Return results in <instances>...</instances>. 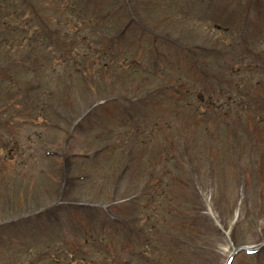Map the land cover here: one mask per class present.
Wrapping results in <instances>:
<instances>
[{
    "label": "rangeland",
    "instance_id": "374dc122",
    "mask_svg": "<svg viewBox=\"0 0 264 264\" xmlns=\"http://www.w3.org/2000/svg\"><path fill=\"white\" fill-rule=\"evenodd\" d=\"M15 1L26 3L36 15L37 0ZM106 1L97 0L90 8L96 10ZM120 1L110 0L107 4L117 5ZM132 4L130 11L121 5L115 13L117 17L103 22L78 6L77 12L84 13L78 12L77 18L84 17L87 21L93 18L94 25L86 30V35L94 38L89 39L94 46L92 52L106 46L110 65L102 64L107 58L102 62L100 59L99 66L91 70V80L106 74L115 90L108 93L111 97L117 92L130 94L135 86L153 89L158 103L154 106L145 103L144 110L135 106L134 97L114 100L115 106L114 101L108 105L114 107L112 113L99 110L98 115L83 123L80 120L90 110L93 98L100 99L104 90L97 88L96 93L90 92L78 76L69 77L61 71L50 78L51 85L62 88L55 99V105L60 107L58 114L32 125H21V118L4 128L0 122L4 130L0 131L5 132V141H0L4 149L0 151V264H74L63 260L59 239L62 237L65 244L78 243L82 249L84 244L80 241L91 233L98 235V228L106 227L102 222L103 206L117 204L120 198L113 192L114 178L108 177L116 174V179L119 166L129 153L138 159L136 162L135 158L133 163L138 165L130 175L132 181L139 182L137 190L142 189L140 178L154 171L150 183L157 191L156 197L162 194L160 201L166 213L165 218L160 216L158 220L167 221L170 228L167 231L174 234L166 249L171 253L159 258L156 264H226L235 248L264 242V0H132ZM66 9L62 4L54 9L61 25L68 19L75 21ZM132 12L136 23L129 18ZM128 26L130 34L121 41L115 40L117 35L113 33ZM99 37L106 39L104 44ZM30 39L34 43L39 40ZM111 43L114 46L109 47ZM87 49L86 45L80 48ZM31 55L40 59L36 48ZM25 58L24 55L19 64L9 63L0 70V91L41 82L42 73L19 68L24 60L26 64L32 63ZM91 58L83 62L84 66L89 68ZM129 58L142 59L144 70L120 64ZM108 67L112 68L110 73ZM220 86L229 91L218 101L214 96ZM167 90L178 94L195 92L180 100L175 95L165 98ZM203 102L210 104L206 109L214 111L212 117L209 111L198 116ZM0 103L6 102L0 97ZM122 105L126 109L137 108L133 112L128 110L130 116L126 110L119 111ZM11 113L12 110L5 114ZM207 117L221 120L211 127ZM192 121L194 130L188 127ZM229 124L240 128L241 134L231 136ZM250 129L251 138L245 133ZM114 135L128 136L115 140L114 150H104L96 156V149L104 147L106 138ZM226 137L227 145L222 142ZM183 141L188 142V148ZM203 151H208L210 159L202 155ZM211 151L219 154L214 157ZM105 156V161L95 158ZM90 157L95 159L84 160ZM70 162L75 175L88 176L77 180L62 199L67 217L65 227H60L56 213L46 217L35 213L61 199L59 192L64 184L61 175L64 165ZM76 202L80 204L72 205ZM85 205L98 211L89 213ZM144 211L153 216L151 208ZM126 212L125 217L133 213L132 209ZM161 232L167 234L166 230ZM71 248L78 251L77 246ZM88 250L83 248L85 256ZM243 252H238L235 264H255L254 258L244 256Z\"/></svg>",
    "mask_w": 264,
    "mask_h": 264
},
{
    "label": "trees",
    "instance_id": "16d2710c",
    "mask_svg": "<svg viewBox=\"0 0 264 264\" xmlns=\"http://www.w3.org/2000/svg\"><path fill=\"white\" fill-rule=\"evenodd\" d=\"M14 25H16V24H9V25H0V30H4V29H6V28H9V26L11 27V26H14ZM27 23H20V29H22V30H17V31H19V34H20V36H21V38H22V36L24 37V38H27V37H29L28 36V34H27V32L26 31H29V29H27ZM26 30V31H25ZM23 43H25V41H23ZM65 51V53H62L61 52V54H60V57L61 58H65V60L68 62L69 61V54H68V49H65L64 50ZM68 51V52H67Z\"/></svg>",
    "mask_w": 264,
    "mask_h": 264
}]
</instances>
